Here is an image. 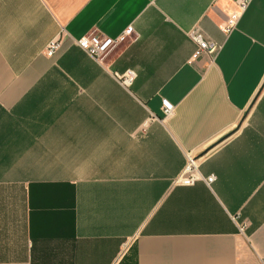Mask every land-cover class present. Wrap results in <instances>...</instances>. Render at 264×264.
Listing matches in <instances>:
<instances>
[{
	"label": "crops",
	"instance_id": "crops-1",
	"mask_svg": "<svg viewBox=\"0 0 264 264\" xmlns=\"http://www.w3.org/2000/svg\"><path fill=\"white\" fill-rule=\"evenodd\" d=\"M0 264H264V0H0Z\"/></svg>",
	"mask_w": 264,
	"mask_h": 264
},
{
	"label": "built area",
	"instance_id": "built-area-1",
	"mask_svg": "<svg viewBox=\"0 0 264 264\" xmlns=\"http://www.w3.org/2000/svg\"><path fill=\"white\" fill-rule=\"evenodd\" d=\"M251 0H238L239 13L241 14L248 6ZM238 15L232 16L224 31L229 32L234 28ZM133 34L132 28H128L120 37L111 39L102 37L97 34H89L80 38L76 44L83 50L92 60L101 63L116 47H118L127 37ZM189 39L195 44L196 51L194 58L202 54L213 57L219 47L205 40L202 32L198 28H194L188 33ZM58 48V42L52 41L47 48V55L51 56ZM115 77L122 80L123 84H130L135 77L133 71H126L123 74H114ZM163 121L173 116L174 107L165 100H162ZM198 181H204L210 184L214 181V177H203L199 172V158L195 155L187 154L186 163L181 173L173 180V185L185 187L193 186Z\"/></svg>",
	"mask_w": 264,
	"mask_h": 264
}]
</instances>
